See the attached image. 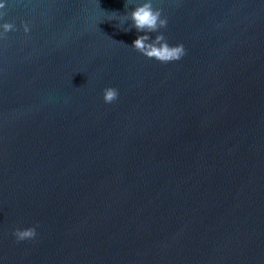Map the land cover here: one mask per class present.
I'll return each mask as SVG.
<instances>
[{
  "label": "water",
  "instance_id": "1",
  "mask_svg": "<svg viewBox=\"0 0 264 264\" xmlns=\"http://www.w3.org/2000/svg\"><path fill=\"white\" fill-rule=\"evenodd\" d=\"M144 2L0 0V264H264V0Z\"/></svg>",
  "mask_w": 264,
  "mask_h": 264
},
{
  "label": "clouds",
  "instance_id": "2",
  "mask_svg": "<svg viewBox=\"0 0 264 264\" xmlns=\"http://www.w3.org/2000/svg\"><path fill=\"white\" fill-rule=\"evenodd\" d=\"M131 3L132 0H127L125 7L127 4ZM5 7V3H0V9H4ZM3 15H5V13L0 12V18H2ZM161 16L162 9L154 8L152 0H146V2L137 5L130 13L122 15L120 17V23H124L128 20L132 21L129 28L123 29L125 32H129L135 28L138 33H157L159 29L166 28L168 24L167 18H161ZM2 28L6 34L14 30V25L12 23H4ZM24 30L25 32L29 31L27 24L24 25ZM132 47L149 59L154 58L163 63L178 61L185 55L183 44L170 46L162 33L156 35L154 40L147 34L139 35L133 42ZM103 98L105 103L114 102L118 98V90L113 87L104 89ZM14 234L19 241L32 239L36 236V229L34 227L25 230L16 229Z\"/></svg>",
  "mask_w": 264,
  "mask_h": 264
}]
</instances>
